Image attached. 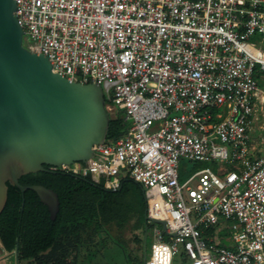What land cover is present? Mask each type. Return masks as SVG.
Returning a JSON list of instances; mask_svg holds the SVG:
<instances>
[{
	"label": "built area",
	"instance_id": "2783aa9c",
	"mask_svg": "<svg viewBox=\"0 0 264 264\" xmlns=\"http://www.w3.org/2000/svg\"><path fill=\"white\" fill-rule=\"evenodd\" d=\"M15 4L25 47L69 80H96L108 112L129 123L85 161L49 168L109 189L126 175L143 186L153 223L144 264H171L179 250L182 264H264V147L254 136L264 120V0ZM179 158L215 168L180 182ZM222 227L231 247L219 244Z\"/></svg>",
	"mask_w": 264,
	"mask_h": 264
},
{
	"label": "water",
	"instance_id": "95a60500",
	"mask_svg": "<svg viewBox=\"0 0 264 264\" xmlns=\"http://www.w3.org/2000/svg\"><path fill=\"white\" fill-rule=\"evenodd\" d=\"M22 33L15 0H0V211L9 181L22 193L33 189L54 218L57 194L41 184H20L18 178L48 171L44 165L91 157L92 146L106 138L110 115L96 80L81 83L54 72L47 54L30 51L22 44ZM146 236L145 227L144 259ZM16 250L17 246L15 264Z\"/></svg>",
	"mask_w": 264,
	"mask_h": 264
},
{
	"label": "trees",
	"instance_id": "16d2710c",
	"mask_svg": "<svg viewBox=\"0 0 264 264\" xmlns=\"http://www.w3.org/2000/svg\"><path fill=\"white\" fill-rule=\"evenodd\" d=\"M114 111L109 113L106 141L122 136L129 124L121 110ZM44 166L48 171L22 174L18 182L52 189L58 197L54 218H50L47 205L33 189L22 193L6 181L0 242L7 253H14L17 246V264H85L115 250L122 252L131 264H144L143 232L146 227L147 251L153 223L145 216L146 197L139 182L126 175L121 177L119 189L114 190L94 182L89 175ZM113 228L129 230L136 247L129 248L123 237L113 233Z\"/></svg>",
	"mask_w": 264,
	"mask_h": 264
},
{
	"label": "rangeland",
	"instance_id": "374dc122",
	"mask_svg": "<svg viewBox=\"0 0 264 264\" xmlns=\"http://www.w3.org/2000/svg\"><path fill=\"white\" fill-rule=\"evenodd\" d=\"M256 38L255 35L250 37V40H254ZM24 46H26V41L24 40L22 42ZM264 78V75L261 76ZM261 84H264L262 82ZM115 112V111H114ZM256 128V133H254L255 136V141L258 146V149H263L264 147V120L263 121H258L257 122ZM261 125V128L259 127ZM259 128V129H258ZM204 166H210L212 169L215 168L214 163H207V162H194L187 160L185 158H179V173L180 177L179 180L180 182L184 181L189 175L193 173L196 169ZM114 234L118 235L119 237H123L126 241V244L129 248L134 249L136 247L135 243L133 240H131V233L127 229H112ZM220 237V242L219 244L225 246V247H231L232 242L229 236V231L225 228L222 227L221 230L218 231L217 233ZM151 231L148 232V241H147V251H146V257L150 253V245H151ZM0 264H15L14 261V255L13 253H7L4 255L3 251L0 249ZM79 264V263H77ZM85 264H131L130 260L122 253L118 252L117 250L112 251L106 255H103L99 258H96L95 260L91 262H87ZM171 264H182L181 259H180V250L173 256L172 263Z\"/></svg>",
	"mask_w": 264,
	"mask_h": 264
},
{
	"label": "crops",
	"instance_id": "0c3cea01",
	"mask_svg": "<svg viewBox=\"0 0 264 264\" xmlns=\"http://www.w3.org/2000/svg\"><path fill=\"white\" fill-rule=\"evenodd\" d=\"M254 132H257V131L254 130ZM261 150H262V149H261ZM0 249L3 251L4 255L7 254V252L4 250V248H3L2 244H1V242H0ZM13 255H14V253H13Z\"/></svg>",
	"mask_w": 264,
	"mask_h": 264
}]
</instances>
